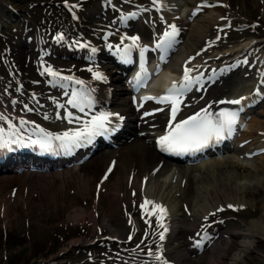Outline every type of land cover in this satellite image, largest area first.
Wrapping results in <instances>:
<instances>
[{"label":"bare ground","instance_id":"6f19581e","mask_svg":"<svg viewBox=\"0 0 264 264\" xmlns=\"http://www.w3.org/2000/svg\"><path fill=\"white\" fill-rule=\"evenodd\" d=\"M196 1V0H188ZM233 9L239 5L240 16L247 17L251 14L252 10L261 8L260 0H230ZM40 11V10H39ZM41 12V11H40ZM248 18V17H247ZM216 16L212 13L199 17L188 33V38L183 44L182 49L179 51L181 57L185 56L189 52L196 49L201 43L202 39L208 33L209 26H212L215 22ZM7 22V17L4 19ZM173 62V61H172ZM232 90V88H231ZM243 93L242 89H233L232 95H238ZM250 127L253 133L258 130H264V114H260L258 117H254L251 121ZM153 148L145 141H134L127 144L119 150V160L116 169L111 175L110 188L113 189L108 196H101L98 204V210L101 214L96 222V225L106 223L107 212H112L116 201V193L125 190L122 183V176L127 175L130 169L137 171V175L144 173L148 168L154 166L159 160L157 154L152 151ZM110 156H97L96 159L86 163L79 169L68 170L64 173H57L53 175H37V174H22L21 176H14L10 178L0 177V219L5 218V213L8 212V218L10 222L15 221L19 226V220L23 214L30 218L28 231H25V235L29 238L37 236L41 237L43 231L48 230L49 227L43 224L45 218L55 217L59 213H63L61 217L64 225L73 223L75 230L77 224H82L83 219H87L85 209L76 208L75 211L70 209L78 204V197L83 198L82 195H88L90 193V187H94L95 176L104 170ZM212 166L211 169L209 166ZM168 170L167 166L163 168ZM82 172L84 177L80 176ZM93 175L90 181L89 176ZM164 174V173H163ZM155 178V184H149V190L152 192V188L158 185V192L164 189L165 197H169L173 189L176 186L166 184L165 181H161V177ZM188 174V185H191L189 191L185 196H191L189 205L193 212V217L196 219L201 218L203 214L208 210L217 208L219 203L232 202L235 205L246 206L244 214L245 217L241 218L238 222V228L229 229V239L225 240L224 245H220L219 250L209 254L204 253L197 257V259L191 260L187 257L188 250L187 244L182 239L181 229L175 233L173 242L170 249L173 251L172 258L178 261V264H264V155L258 158L240 161L233 156H227L226 159L208 160L201 163L199 166L193 167L190 170H180V175ZM43 179H46L44 181ZM98 180V179H97ZM38 183L34 184V182ZM19 185L21 192L25 186H29L32 190L35 188L39 193L36 197L39 200L34 199V193L32 196L28 195L27 199H23L21 193V199L15 197V205H11L10 200L3 199L4 192L11 195L12 184ZM73 185L75 190L78 191V196L71 198L66 195L64 188L68 189ZM209 186V187H208ZM10 187V188H9ZM43 190L48 191L43 194ZM83 192L85 194L80 195ZM186 193V192H185ZM180 199H173L171 204L179 201ZM4 205V208L2 206ZM26 212L21 214L20 210L24 209ZM22 208V209H20ZM107 208V209H106ZM108 210L106 212V210ZM70 210V211H69ZM174 212L178 215V220L183 219V215L179 210L174 208ZM7 216V215H6ZM190 218H188V221ZM118 221V220H117ZM101 222V223H100ZM120 225V221L117 222ZM117 223L113 224L117 227ZM76 224V225H75ZM186 227H194L191 222ZM34 236H33V235ZM83 245V242L71 241L67 243L64 251L78 250ZM185 255L187 257H185ZM191 254H189L190 256Z\"/></svg>","mask_w":264,"mask_h":264},{"label":"snow or ice","instance_id":"6c2138e0","mask_svg":"<svg viewBox=\"0 0 264 264\" xmlns=\"http://www.w3.org/2000/svg\"><path fill=\"white\" fill-rule=\"evenodd\" d=\"M157 0H153L155 4ZM172 31H165L163 36L160 38V41L157 43L156 47L160 49H166L167 46L170 45L172 38L176 35L175 26H171ZM62 38V37H58ZM133 45H135L138 37H132ZM84 47V45H81ZM95 52V49H92ZM128 54V49L124 50V56L126 57ZM143 54V50H142ZM165 59L164 56H161V61ZM50 75L53 77L57 76L56 72H53L49 67L46 69ZM91 71V69H89ZM191 69L186 68L184 71V76L182 77V81L179 86L173 82L172 86L167 89V93L169 95H165L160 98V102L170 101L172 104V120L176 119V113L178 109L179 101L174 98V96H180L183 94L185 90H188L190 85L194 82L191 77H189L188 73ZM93 76L95 79H103L102 75L99 72H93ZM64 80H71L72 77H62ZM75 83L82 84V81L76 80ZM150 99V97H149ZM244 97H241L238 100H229V101H220V103H229V104H240L241 100ZM68 103L72 104L74 107H78L80 111H83V106L77 102L76 94L73 93V99L69 100ZM211 106H209L210 108ZM209 108H202L200 112H197L195 115L189 116L187 119H183L176 123L174 126L171 125L167 134L161 136L157 143L161 147L162 150L168 152H187L194 151L200 148L207 146L208 142L215 138L217 140L223 139V134L225 132L231 133L232 125L236 123L237 112L236 111H228L221 110L215 114H213ZM71 113H68L67 119H69V123L71 120ZM47 118V117H46ZM3 119V117H0ZM108 121V114H100L99 116H94L91 120L87 121L83 126L82 130L73 131L69 130L63 132L61 134H53V133H44L42 129H40V133L42 134V138L38 140L30 141L33 145H39V147L44 151H50L53 149V145L59 149L71 150L72 147H79L81 141L91 142L92 138L96 135L104 134L108 131L106 127V122ZM21 123H24L23 121ZM13 126L9 124V128ZM11 143L15 144H23L22 140H11ZM28 146V145H23ZM9 147V140L5 139L3 136V130H0V149H4ZM153 204L152 201H145L144 205ZM144 205H141L144 208ZM153 208H159V211L162 214H166L165 209L161 206L154 205ZM151 214V213H149ZM162 216H158L157 220H161ZM160 227H164L161 223ZM166 232L167 229L165 228ZM131 239V237H130ZM160 239H164V233H160ZM149 255H152L149 252ZM155 259L160 261L161 264H167L166 261L162 259V257L157 253Z\"/></svg>","mask_w":264,"mask_h":264},{"label":"rangeland","instance_id":"374dc122","mask_svg":"<svg viewBox=\"0 0 264 264\" xmlns=\"http://www.w3.org/2000/svg\"><path fill=\"white\" fill-rule=\"evenodd\" d=\"M19 1L24 2V0ZM261 112H264V108L259 111V114ZM30 192L32 193V190ZM33 192L37 194L36 190ZM59 219L60 217L57 216L55 218H46L45 221L51 226H55ZM6 226L9 228L7 239L5 240L3 236L1 237L0 233V264H33L35 262L48 264L50 259L57 257L56 255L62 247L60 240H56V242L50 240L47 235L48 230L43 231L40 234L41 237L37 236L32 239V237L24 236L21 238L19 235H22L25 231L24 225L16 226L19 231H16L15 226L12 228L9 224Z\"/></svg>","mask_w":264,"mask_h":264}]
</instances>
